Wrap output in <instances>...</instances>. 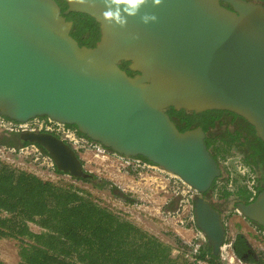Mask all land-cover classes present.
<instances>
[{"label": "water", "instance_id": "95a60500", "mask_svg": "<svg viewBox=\"0 0 264 264\" xmlns=\"http://www.w3.org/2000/svg\"><path fill=\"white\" fill-rule=\"evenodd\" d=\"M64 1L65 10L58 0H0L1 115L20 122L47 116L76 125L109 150L144 156L201 193L220 175L204 143L206 132L202 127L181 131L167 108L233 112L264 142L262 5L163 0L153 7L149 0L141 12L155 14L156 22L143 24L135 17L120 28L102 20V0H95V7ZM71 12L99 23L94 46L81 45L71 34L73 21L66 18ZM16 134L42 146L58 170L76 179L90 176L63 139L40 131ZM239 206L264 227V191ZM194 212L218 255L226 232L220 212L203 197L196 199Z\"/></svg>", "mask_w": 264, "mask_h": 264}, {"label": "trees", "instance_id": "16d2710c", "mask_svg": "<svg viewBox=\"0 0 264 264\" xmlns=\"http://www.w3.org/2000/svg\"><path fill=\"white\" fill-rule=\"evenodd\" d=\"M65 8V7H64ZM71 34L81 45L94 46L100 38L99 23L89 14L71 12ZM123 66L129 73L128 62ZM122 66V67H123ZM173 108V107H172ZM175 110V109H174ZM185 115L181 131L192 128V121L202 114L204 129L210 140L236 144L252 151L254 161L264 163V142L252 125L235 124V113L207 110ZM232 116V117H231ZM230 118V119H229ZM225 119H229L224 124ZM231 121L235 124L232 126ZM223 131H215L223 126ZM221 137H218V135ZM241 136L246 141L234 143ZM228 141V142H227ZM252 143V145L247 143ZM62 173V171L58 170ZM94 176L79 177L93 181ZM86 194V195H85ZM88 191L74 183L44 180L34 173L18 169L0 160V237H13L23 243L19 264H186L185 258L171 256L172 247L158 237L148 234L123 216L103 207L89 197ZM42 228L35 232L29 223ZM236 255L245 262L264 264V255H255L243 234L234 241ZM213 264H226L209 249ZM0 264H6L0 259Z\"/></svg>", "mask_w": 264, "mask_h": 264}, {"label": "flooded vegetation", "instance_id": "af4514ba", "mask_svg": "<svg viewBox=\"0 0 264 264\" xmlns=\"http://www.w3.org/2000/svg\"><path fill=\"white\" fill-rule=\"evenodd\" d=\"M58 1L62 6V10H65L67 8L66 2L64 0H58ZM246 1L260 4L264 7V0H246ZM222 4L232 9V5L230 3L222 1ZM68 15L69 14L66 15V18ZM69 20L73 21L72 19ZM123 68L126 70L124 66ZM174 109H175L174 107L173 108L169 107L166 109V111L173 118L177 126L178 123L180 125H184L186 123V120H184L185 115L179 113L182 112L180 111L181 109H175V110ZM192 112L193 111H187L184 113L193 114ZM201 116L202 114H198V117L196 119L194 118L190 119L192 121V126H193L192 128L202 127L204 129L205 122L201 121L200 118ZM2 119L4 122H9L11 126L9 129L7 128V126H0V142L2 144H7L2 139L3 137L7 138L8 135L14 136L13 139L15 141L14 142L13 140H11V143L13 144L10 143L11 145H5L3 146V148L12 154H17L21 158L28 159L30 163L32 162V164L41 165L40 162L35 161L34 158L31 157V155H34L35 152L42 151L45 154L46 153L49 154V153L46 150H44V148L39 144L29 141H23L19 138V135L16 133L24 131L22 130L24 128L22 127V124H27L26 127L29 128L28 130L30 131L49 132L62 139L63 133L61 129H59L56 123L51 122L47 116H37L35 118L29 119L26 122L16 121L4 115H2ZM229 119H225L224 121L225 125L228 121H230ZM231 123L233 127L235 126V124L251 125L246 119H244L239 115H237V118L234 121L235 124L232 121ZM64 125L66 128L73 129L79 137L85 138L86 143L90 147L101 145L100 142H96L91 138H89L88 136L81 133L76 127V125L67 124V123H65ZM224 129L225 127L223 125L218 129H215V131H223ZM204 131L206 132V138L204 143L207 145L208 149L216 159L218 166L220 168V175L215 178L210 188L204 193L199 192L197 189L189 185L178 175L168 171H166L168 173L162 172L160 169L156 168L157 165L155 163L151 162L146 157L141 155L135 156V159L137 160L136 165H133L131 169H122V170L131 172L132 174H136V175L141 174L144 171L146 172L147 170H157L164 173L168 178H170L169 183H167L166 185L167 186L166 191L169 193L170 198L166 204H168L167 207H170L171 205V208H173V210L167 208L165 214H167V216H169L170 218L178 216L177 222L181 223V225L185 229H190L192 230V232H194L191 241H186V240L185 242H183L184 240L180 241L183 249H187V250L194 249V247L198 246L200 253L210 258L211 255L209 249L211 248L212 252L213 249L209 244L205 233L202 232L201 229L197 227L195 222L196 218L194 212L196 199L200 197L206 199L218 212H220L222 218L221 221H223L226 228L224 243L221 247L220 253L216 256H219L220 260L223 261L224 259L223 254L226 255V251L228 249L229 251L231 250L233 252V254L235 255V259L242 260L236 255L234 250V241L236 239V236L240 234V232L234 234V232L232 231V226H231L232 223L230 221V218L231 216L239 215L242 219L254 223L257 233L264 236V227L247 219V217H245L239 206L240 203L248 204L253 202L258 197V195L264 191V163L263 161L255 162L252 156V151L254 150L251 149L248 150V147L245 144L243 145V147H238L236 144H232L229 146L228 144L230 143L210 140L213 142H210L211 146L209 147V145L207 144L209 142V138H207L208 132L205 129ZM217 135L218 137H221L219 136V134ZM64 141L68 143L72 147V149L76 151L77 155L80 157L85 168L84 161L79 155V151L80 150L84 151L85 149L82 147L79 149H75L76 145L74 143H71L69 140H64ZM242 141H246V138L244 136H241L240 140H237L234 143H241ZM247 143L249 144V146L250 144L252 145V143L249 142ZM20 147H23L21 148L23 150H20ZM101 147L104 148L107 151V153H110L111 155L115 153L104 146ZM35 148L36 150H33ZM85 170L90 173L91 177L95 175L93 170H88L86 168ZM62 173H67V172L62 171ZM95 177L96 178L94 180H97L99 178L97 175H95ZM72 179H76V178L72 177ZM102 182L105 185H112V183L107 179H105V181L102 180ZM201 234L203 235V237L201 236ZM251 248L253 249L252 246ZM255 255L258 256L257 253H255Z\"/></svg>", "mask_w": 264, "mask_h": 264}, {"label": "rangeland", "instance_id": "374dc122", "mask_svg": "<svg viewBox=\"0 0 264 264\" xmlns=\"http://www.w3.org/2000/svg\"><path fill=\"white\" fill-rule=\"evenodd\" d=\"M13 138L14 136L8 135L7 138L2 139L7 144L0 142V160L18 169L32 173L38 172L41 175L38 167L35 168L28 159L21 158L3 148L5 145L13 144L11 143V140L14 141ZM96 153L98 155H95ZM79 155L84 161L85 168L93 170L94 174L100 178H98L99 181L98 179L90 182L62 179L58 183H74L76 187L88 191L87 195L99 205L123 216L148 234L170 245L172 257L184 258L185 252H183L180 241H191L194 232L185 229L181 223L177 222L178 216L170 218L165 214L167 208L173 210L171 205L167 207L168 204H166L170 198L166 191L170 178L157 170H147L136 175L119 169V160L112 156H104L106 154L99 153L96 149L80 150ZM105 179L110 181L114 187L105 185L102 182ZM230 221L234 234L243 233L256 253L264 255V236L257 233L255 224L242 219L239 215L231 216ZM29 225L35 232L42 230L36 223L30 222ZM22 243L18 238L0 237V259L6 264H19V250ZM231 264L251 263L235 259Z\"/></svg>", "mask_w": 264, "mask_h": 264}, {"label": "built area", "instance_id": "2783aa9c", "mask_svg": "<svg viewBox=\"0 0 264 264\" xmlns=\"http://www.w3.org/2000/svg\"><path fill=\"white\" fill-rule=\"evenodd\" d=\"M50 121L56 123L57 126L59 127V129H61V131L63 133L62 134L63 140H69L71 143H74L76 145L75 149H79L81 147L84 148L86 151L88 149H96L99 153L101 152L102 154L103 153L106 154L104 156H107V157L112 156L113 158H116L117 160H119V162H120V166L118 167L119 169H131V167L133 165H136L137 160L135 159V157L122 156V155H119L117 153H114L111 155L110 153H107V151L104 148L101 147L103 145H100V146L97 145L95 147H90L86 143L85 138L79 137L73 129L66 128L64 125L65 123H61V122H58V121H55L52 119H50ZM0 126H7L8 129L11 126V124L9 122L3 121L1 114H0ZM26 126H27V124H22V127H24L22 130H28L29 128H27ZM91 145H93V144H91ZM21 148H23V147H20V150H23ZM33 150H36V148ZM95 155H98V153H96ZM31 157L34 158L35 161L41 163V165L33 164V166L35 168L38 167L41 175H39L38 172L34 173V174L41 177L42 179L53 181L56 183H58V181H60L62 179L68 180V181H70L72 179V176L70 174L60 173L57 171L54 160L52 159V157L49 154H47V153L45 154L42 151H40V152L37 151V152H35L34 155H31ZM34 160H33V163H34ZM156 168L160 169L159 167H156ZM22 170H24V169H22ZM160 170L162 172H166L163 169H160ZM28 172H30V171H28ZM166 173H168V172H166ZM201 236L203 237L202 234H201ZM229 246H230V244H229ZM198 248L199 247L196 246V247H194V249H188V250L183 249V252H185L183 257L187 260L186 264H213L210 262L208 257H206L205 255H202L200 253ZM230 251L227 249L226 255L223 254V258H224L223 261H226L227 264H231L235 260V255L233 254L232 251H231L232 253Z\"/></svg>", "mask_w": 264, "mask_h": 264}, {"label": "clouds", "instance_id": "9594fccd", "mask_svg": "<svg viewBox=\"0 0 264 264\" xmlns=\"http://www.w3.org/2000/svg\"><path fill=\"white\" fill-rule=\"evenodd\" d=\"M105 10L102 11L101 17L109 26H118L125 28L129 18L139 17L141 23L149 24L156 22L157 16L149 12H141L149 0H102ZM163 0H151L153 7L161 5ZM79 5L95 7V0H75Z\"/></svg>", "mask_w": 264, "mask_h": 264}]
</instances>
